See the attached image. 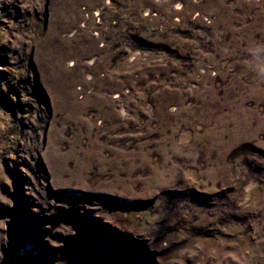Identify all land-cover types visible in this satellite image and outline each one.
Here are the masks:
<instances>
[{
	"label": "rangeland",
	"instance_id": "1",
	"mask_svg": "<svg viewBox=\"0 0 264 264\" xmlns=\"http://www.w3.org/2000/svg\"><path fill=\"white\" fill-rule=\"evenodd\" d=\"M0 264H264V0H0Z\"/></svg>",
	"mask_w": 264,
	"mask_h": 264
}]
</instances>
